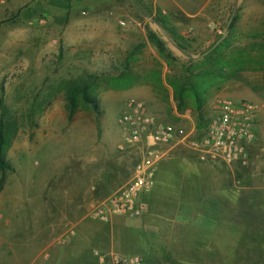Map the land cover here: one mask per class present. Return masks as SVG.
Returning a JSON list of instances; mask_svg holds the SVG:
<instances>
[{
    "label": "rangeland",
    "instance_id": "374dc122",
    "mask_svg": "<svg viewBox=\"0 0 264 264\" xmlns=\"http://www.w3.org/2000/svg\"><path fill=\"white\" fill-rule=\"evenodd\" d=\"M161 16L185 37L183 44L186 51L177 47L172 36L157 23L155 19ZM100 21L106 24L118 23L117 35L114 32L110 34L107 30L101 41ZM148 30L157 33L177 58L173 67L149 42ZM223 36L225 37L218 46L227 43L228 47L212 56H221L225 62H231L237 58V51L244 50L242 57L245 56L248 61L250 56L258 55V45H264V0H0V96L6 107L2 109L0 105V121L3 119L15 132L6 156L11 169L4 173L0 171V195L6 184L15 189L5 192V196L11 198V202H8L12 210L10 213L16 211L15 195L20 197L17 202L20 201L18 207L23 212H33L42 205L38 199L41 193L38 185L41 183L38 182L37 185L29 182L31 180L65 181L72 178L75 182L79 181L76 185L86 183L85 215L98 201L93 199L91 186L100 188L102 193L101 185L108 182L106 180L109 173L112 174L110 186L116 183L120 186L126 182L125 172L132 170L140 151L135 148L121 152L118 149L122 141L118 119L126 111L128 99L137 95L103 87L114 77L113 74H121L125 70L132 53L134 56L128 63V73L132 76L134 85L142 86L146 100L137 97L144 101L148 112L164 122L178 123L186 130L196 127L198 113L193 107L186 109L184 113L178 111L173 90L166 83V78L168 74L178 73L181 66L189 64L191 60L200 58ZM107 41L109 50L104 51L102 48ZM258 66L245 63L238 69L233 65L228 74L236 76L209 86L210 96L203 110L206 120H210L213 102L219 96L234 100L245 99L259 107L256 138L248 147L246 163L229 166L222 162H212L214 164L211 166L214 167L201 168L205 174L202 177L214 182L211 187H215V191L210 195H227L230 190L231 195L246 197L255 195L256 191H264V70ZM160 72L163 79L161 89L154 79ZM86 75L99 76L94 90L99 108L95 112L90 107H80L73 119L69 120L62 83ZM115 94H119L121 100H116ZM54 109L57 119L49 129L43 118L53 114ZM180 114L183 117H179ZM47 131L54 132L51 139L54 145L59 136H62L63 145L49 148L50 142L47 148L41 146L42 140L38 138V134ZM99 131L101 138H98ZM91 146L93 152L88 156L85 171L72 158L67 169V160L71 154L82 152ZM97 146L98 149L94 151ZM118 157L121 159L119 162L116 159ZM188 163L195 164L193 160H188ZM192 167L187 166L185 171L193 172ZM238 180L243 182L242 186H238ZM21 181L29 182L30 186L26 189L25 186L19 187L17 190ZM223 182H230L236 187L223 192ZM209 189L207 187L204 190L208 193ZM8 209L7 207L6 210ZM6 210L0 199V215L5 217ZM253 213L249 205L245 208L237 205L232 207L231 229L226 231L231 235L228 238L225 233L219 232L214 236V258H205L203 264H246L252 261L250 258L255 259L257 245L245 243L247 240L244 239L253 231L250 228L255 227L252 225L255 220ZM246 215L251 216V222L245 229L241 221H244L243 216ZM233 226L239 230H234ZM257 228V234L261 237L264 219ZM25 231L21 234L23 242L35 237L30 235L27 228ZM8 234L6 231L5 235ZM119 234L127 242L122 246L126 251L143 254L149 252L148 230L136 228L131 222H124ZM180 236L172 229L171 252L177 257L183 247L174 242ZM8 238L12 242L16 239L13 235ZM240 239L244 242L240 243ZM23 242L15 241L12 249L1 245L0 264L24 262L33 250L27 249V245L22 246Z\"/></svg>",
    "mask_w": 264,
    "mask_h": 264
},
{
    "label": "trees",
    "instance_id": "16d2710c",
    "mask_svg": "<svg viewBox=\"0 0 264 264\" xmlns=\"http://www.w3.org/2000/svg\"><path fill=\"white\" fill-rule=\"evenodd\" d=\"M155 20L165 31L168 32V34L172 36L177 47H179L182 51L187 50L183 44L185 42V37L181 35L173 26H171L169 24L170 22H168L164 16H161L159 19ZM148 39L149 42L157 48L161 57L168 61L170 63L169 65L172 66L173 62H175L177 58L168 50L165 41L157 33L150 30H148ZM226 47H228L227 43L221 44L220 46L216 47L212 54L199 60H191L189 64L181 66V69L178 73L168 74L166 78V83L173 90V97L177 103L178 111L180 113H184L186 109L193 107V109L198 113V123L196 125L198 135L205 131L209 122V120L204 118L203 111L210 96L209 86H214L219 82L221 83L223 81H228L236 76L235 74H228L233 65L237 67L240 65L243 66L245 63L255 64L259 65V69L264 70V45H258V55L256 54L254 57L250 56L251 59L249 61L248 59L244 58L245 56L242 57V55L245 54L244 50L237 51V58H234L231 62H225L221 56H212ZM133 56L134 53L130 55V58L127 60L126 68L123 72H121V74L114 76L108 81L106 80L107 85L114 89H127L134 85V80L128 73L130 69L128 67V63ZM210 61L212 62L208 63ZM242 66L237 68L240 69ZM98 79L99 76L86 75V77L68 80L62 83L61 88L65 92L66 111L68 113L69 120L73 119L76 111L80 107H90L95 112L98 110L99 100L96 97L94 91L96 87V81ZM154 79L156 80V85L159 86L158 88L161 89L163 87L161 72L157 74V77L154 76ZM148 81L149 77L147 79V82ZM0 105L2 109L6 108L1 96ZM14 137L15 132L13 128L9 127V124L2 119L0 121V171L3 173L11 169V166L6 160V156L12 145ZM98 138H101V131H99ZM181 157H186L193 160L195 164L201 168H211L214 167L211 166V164L216 163L203 162L190 150L184 148L176 149L172 156L160 165L156 178L157 183L154 189L142 197V200L147 205V211L144 214L146 217L143 216L146 220V223L152 222L159 225L160 227L163 226V229L160 231V233L148 232L149 234L147 235L150 239V250L148 253H133L134 251H126L122 247L124 243L127 244V242L124 238H121L119 234L120 227L124 225L121 223L117 226L118 231L116 232L115 230L117 251L125 255H141L144 258V264H203V260L205 258H214L213 251L215 250V245L214 241L212 242L214 236L219 232L223 234L225 233L228 238L231 235L229 232L226 233V231L231 229L230 222L233 219V217H231L232 207L237 205L239 208H245V206L249 205V208L254 212L253 214L255 220L253 221L254 224L252 225L255 227L250 228V231H253L251 232L252 234L249 233V237L243 238L247 240L245 243H254L257 246L254 253L256 256L254 259L255 261L250 258L254 262L251 261L252 263L247 262L246 264H264V232L261 234V237H259L257 234V226L259 224L261 226V221L264 219L262 218L264 217V191H256L255 195L251 194L246 197H242L241 195L235 196L230 194L231 191L229 189L236 186L230 182H223L221 184V190L223 192L229 190V192L227 191L229 194L225 195L218 193L215 196L212 194L210 195L209 193L215 191V187H211L214 182L202 177L205 174L201 168H199L197 174L194 172H186V180L183 181L184 185L181 186L182 181L181 183L175 182L181 178V172L176 171L178 170L177 162H180ZM163 166H167L172 170V177L168 181L163 179H165V175L170 177V172L167 171L162 178L160 176ZM199 172H201V175ZM130 175V172H125L127 180ZM242 184L243 182L238 180V186H242ZM118 187L111 185L109 187V191L106 194L104 193L99 195L98 201L109 196ZM207 187L210 188L208 193L204 190ZM97 189L99 190L100 188H96V190ZM167 194L168 197H166ZM177 212L179 214H186L187 220H190L189 222L192 221L191 217H194L192 219H196L201 222L202 226L208 225L209 228H211L209 233H205L204 231L201 234V230H195L193 226L191 227V225H187V223L184 226L179 225L178 228L173 226L169 228L166 225H161L162 220L158 218L160 215L173 218ZM250 217L251 216L247 215L243 216L244 221H241V224L245 229L248 225H250ZM196 220H193L192 222ZM256 220L258 221L257 223ZM233 228L234 230H239V228L236 226H233ZM172 229L181 235L178 238V241L174 242L176 244H180L183 247L181 250H179V257L173 256L171 252L173 245L171 237L168 239V235L165 236L168 233L171 235ZM242 239H240V243L244 242V240L242 242ZM206 246H209V248L206 249ZM174 248H176V246ZM105 252L106 251H103L102 253ZM204 255L205 257H203ZM227 258L229 259L230 257L227 256Z\"/></svg>",
    "mask_w": 264,
    "mask_h": 264
},
{
    "label": "built area",
    "instance_id": "2783aa9c",
    "mask_svg": "<svg viewBox=\"0 0 264 264\" xmlns=\"http://www.w3.org/2000/svg\"><path fill=\"white\" fill-rule=\"evenodd\" d=\"M259 107L251 101L234 100L219 96L213 102V114L205 131L198 135L196 127L186 130L178 123L164 122L149 113L145 103L130 98L126 111L119 117L122 141L121 152L138 149V157L128 180L109 196L97 201L88 211L87 218L101 223H111L115 218L140 219L147 211L142 200L157 183L160 165L178 148L192 151L203 162H222L226 165L246 163L249 145L256 138ZM1 217V216H0ZM70 228L58 243L66 244ZM99 264H144L141 255H125L111 250L96 251ZM48 254H42L44 264Z\"/></svg>",
    "mask_w": 264,
    "mask_h": 264
},
{
    "label": "crops",
    "instance_id": "0c3cea01",
    "mask_svg": "<svg viewBox=\"0 0 264 264\" xmlns=\"http://www.w3.org/2000/svg\"><path fill=\"white\" fill-rule=\"evenodd\" d=\"M99 26L101 33V41H103V39L105 38V32L107 30L110 31V34L114 32L115 35H117L118 33V23L116 22L106 24L103 21H100ZM108 43L109 41L104 43V46L102 48L104 51L109 50ZM101 61H103V58H101ZM118 75L119 74H113L112 76ZM141 87L142 86L134 85L131 88L127 89H114L109 85H106L103 88L114 91L116 90L118 92H128L131 95H137L146 100L144 90ZM114 96L117 97L116 100H121V96L119 94H115ZM137 96L130 98H137L141 100ZM141 101L144 102L143 100ZM55 111L56 110L54 109L52 112L53 114H48L46 117L43 118L45 126L49 129L52 128L50 126H52L53 122H56L57 117L55 116ZM179 117H183V114H180ZM52 134H54V132L51 131L42 132L38 134V138L42 140L40 141L41 146L47 148V146L51 142V139L53 138ZM62 140H64V138H62V136H59V139L56 140L55 145L51 142L49 148L62 146ZM97 149L98 146L95 147L94 151H96ZM92 152L93 151L91 146L87 147L82 152H76L75 154H71V157L69 156L67 160V169L71 164L69 160L71 161L72 158L73 160H76L77 166L79 167L81 165L83 171H85L84 169H86L88 156L92 154ZM116 159L118 162L121 161L120 157ZM180 159V162H177L178 170L176 171L181 172V178L175 182L181 183L182 181L181 186H183V181L186 180L185 173L189 171H185V169H188L186 168L187 166L192 167L193 164L191 163L189 165L188 160H191L189 158L181 157ZM194 165L191 168V171L197 174L199 168L201 167L195 168ZM132 170L130 171V174ZM167 171L171 173V176L168 177L165 175V179L163 180L168 181L172 177V170L169 169L167 166L162 167L160 176L161 178L164 177V174ZM110 176H112L111 173H109V178H107L108 180H106L108 182H105L101 185L103 187L101 188L103 191L102 193L101 190H96L95 186L90 187V192L94 196L93 199L96 198V200H98L100 194H106L109 191V182H111ZM29 182H33L35 184H37L38 182L41 183V185H37L41 188V193L39 194L38 199L40 200V204L42 205H40L38 209H34L33 212H23L20 207H18L20 201L17 202V200H19L20 197L18 195H15L14 207L16 211L13 214L10 213L12 212V210H10L11 207H9L8 202H11V198H7L5 196V192L7 190H15L10 184L5 185L3 194L0 195L1 205H3L5 210L7 207L9 208L5 211V217H3V215H0V230L2 228L5 229L1 230V234L3 236L1 235L0 246L4 245L8 249H12V245H14L13 243H15V241L17 243L23 242L21 234L26 232V228L30 235L35 236L33 238H27L23 242L22 246L27 245V249L33 250V253H30L27 259L24 262L20 261L21 263L19 264H35L36 262L44 261L41 260L40 257L42 256V254L45 253L48 254V258L45 260L44 264H99L98 257L95 254L96 251L107 252L111 250H117V239L115 235V230L116 232L118 231L117 226L119 224H124V222H131L135 225L136 228H144V230H148L149 233H160V231L163 229V226L160 227L159 225L154 224L152 222L146 223V220L144 219V217L146 216L144 215L141 220L118 217L115 218L110 224L96 222L87 218V214L85 215L83 213L85 207L84 205L87 202V195L85 194L86 191L84 190L88 185L86 183H81L82 185H76L77 183H79V181L75 182L74 180H72V178L65 181L49 179L42 181L39 180L37 182L31 180ZM29 182L21 181V185L17 187V190H19V187L22 188L23 186H25L26 189L28 186H30V184H28ZM117 184L119 185V183H116V185L114 186H117ZM75 192L78 193L75 194ZM166 197H168V194ZM27 199H29V197H27ZM158 218L162 220L161 225H166L169 228L172 226L178 228L179 225L184 226L187 223V225L189 224L191 225V227L193 226L195 230H201V234L204 231L205 233H209L211 229L208 225L202 226L201 222L196 219H192L194 217H191V220L196 221L189 222L190 220H187L186 214H179L178 212L173 218L163 215H160ZM70 228H74L75 232L73 235L67 236L66 244L58 243L59 238L65 236ZM6 231L9 232L8 235H5ZM10 235H13L14 238H16L14 242H12L10 238H8V236ZM167 235L168 239H170V234L168 233L165 236ZM207 248H209V246H206V249ZM0 263H2L1 260Z\"/></svg>",
    "mask_w": 264,
    "mask_h": 264
},
{
    "label": "water",
    "instance_id": "95a60500",
    "mask_svg": "<svg viewBox=\"0 0 264 264\" xmlns=\"http://www.w3.org/2000/svg\"><path fill=\"white\" fill-rule=\"evenodd\" d=\"M234 15H235V13L232 15V18L230 19V22L232 21V19H233V17H234ZM229 22V23H230ZM228 25H230V24H228ZM224 37L225 36H223L222 37V39L220 40V41H218L210 50H208L207 52H205L204 54H202L201 55V57L200 58H203V57H205L206 55H208L211 51H213L220 43H221V41L224 39ZM200 58H198V59H200ZM198 59H196V60H198Z\"/></svg>",
    "mask_w": 264,
    "mask_h": 264
}]
</instances>
